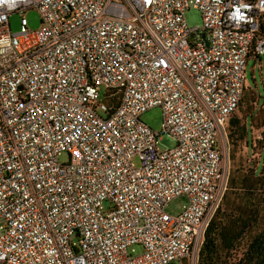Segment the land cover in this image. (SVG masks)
Returning a JSON list of instances; mask_svg holds the SVG:
<instances>
[{"label": "built area", "instance_id": "1", "mask_svg": "<svg viewBox=\"0 0 264 264\" xmlns=\"http://www.w3.org/2000/svg\"><path fill=\"white\" fill-rule=\"evenodd\" d=\"M263 18L264 0L0 2V264H196Z\"/></svg>", "mask_w": 264, "mask_h": 264}, {"label": "trees", "instance_id": "2", "mask_svg": "<svg viewBox=\"0 0 264 264\" xmlns=\"http://www.w3.org/2000/svg\"><path fill=\"white\" fill-rule=\"evenodd\" d=\"M259 32L264 37V18ZM234 112L227 121L237 125L238 118H230ZM196 264H264V164L227 171L226 188L205 228Z\"/></svg>", "mask_w": 264, "mask_h": 264}, {"label": "rangeland", "instance_id": "3", "mask_svg": "<svg viewBox=\"0 0 264 264\" xmlns=\"http://www.w3.org/2000/svg\"><path fill=\"white\" fill-rule=\"evenodd\" d=\"M24 16L27 26L34 29L39 25V18L34 9H28ZM19 14L13 12L9 15V30L16 32L19 28ZM183 19L188 27L201 25L200 13L195 8H188L183 12ZM244 82L247 87L244 89L241 102L230 118H238V124H230L229 121L223 126L221 139L225 140L227 155L225 157L229 173L235 169L247 167L258 168L264 164V141L261 139V131H264V55L255 58L249 57L244 65ZM99 101L102 100L105 88L98 86ZM140 120L155 131L160 130L161 111L158 107H151L140 114ZM246 129L241 132L240 125ZM158 147L160 149L170 148L173 140L163 134H159ZM59 161L66 160V154L58 156ZM132 163L137 166L138 159L132 158ZM183 203L182 198H175L169 201L165 210L169 213H176ZM136 252L138 251L135 248Z\"/></svg>", "mask_w": 264, "mask_h": 264}, {"label": "clouds", "instance_id": "4", "mask_svg": "<svg viewBox=\"0 0 264 264\" xmlns=\"http://www.w3.org/2000/svg\"><path fill=\"white\" fill-rule=\"evenodd\" d=\"M0 2H3V0H0ZM240 7L248 8L250 10L249 5L242 4ZM240 7H236L234 11L229 15V19H235L237 21V25H239L241 21H245L246 19L245 14L241 12Z\"/></svg>", "mask_w": 264, "mask_h": 264}]
</instances>
